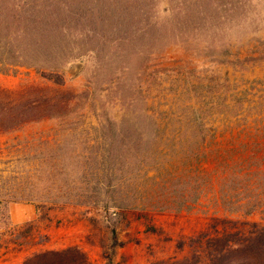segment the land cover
Listing matches in <instances>:
<instances>
[{"label":"rangeland","instance_id":"374dc122","mask_svg":"<svg viewBox=\"0 0 264 264\" xmlns=\"http://www.w3.org/2000/svg\"><path fill=\"white\" fill-rule=\"evenodd\" d=\"M174 1L0 0V264L73 245L88 264L191 256L205 264L211 237L226 238L227 231L242 237L250 222L264 224V207L248 215L226 210L221 169L210 159L202 164L208 174L199 198L179 211L146 204L150 197L179 195H155L149 181L146 192L134 194L135 206L117 207L123 204L118 189L104 194V185L120 175L110 144L124 134L113 127L122 119L142 126L145 112L163 121L193 107L208 125L219 122L226 155V121H220L226 120V72L239 70L216 62L212 48L202 46L209 36L175 35L168 11ZM246 6L255 23H264V0H246ZM40 12L56 22L47 41L39 33ZM247 21L227 32L225 25L217 41L264 36V27L253 30ZM39 46L52 51V67L34 63ZM42 72L58 73L62 82ZM18 119L24 122L15 125ZM166 149L160 162L177 163L182 152ZM141 157L152 155L136 154L134 163ZM221 186L226 191V181ZM193 190L190 185L186 196Z\"/></svg>","mask_w":264,"mask_h":264},{"label":"trees","instance_id":"16d2710c","mask_svg":"<svg viewBox=\"0 0 264 264\" xmlns=\"http://www.w3.org/2000/svg\"><path fill=\"white\" fill-rule=\"evenodd\" d=\"M214 1H174L175 4L172 3L168 11L176 20L175 35H192L193 38L202 34L209 36L210 39H206L202 46L212 48L216 62L233 71L239 70V75L231 72V76L226 72V120L220 118V121H226V155L222 141L217 139L219 122L211 121L208 125L200 116L193 115L196 111L193 107L189 106L187 115L167 116L163 121L145 112V124L142 126L134 123L130 126L128 121L124 123L122 119L113 127L117 133L124 134L110 144L116 159L115 168L120 175L116 183L109 181L104 185L107 187L104 194L118 189L123 200V204L116 205L119 208L135 206L134 194L146 192L142 188L146 187L147 181L151 183L148 189L155 195L162 192L179 193L177 196L148 198L146 204L151 208L179 211L189 207L199 198L205 184L208 171L202 164L209 159L213 169H221L217 181L228 212L248 215L264 207V36L250 37L244 42L230 39L217 41L225 25L227 32L231 26L239 27L246 20V25L253 30L264 27V23H255L256 15L246 6V0ZM37 22L40 36L47 41L52 37L50 33L54 26L56 28V22L47 12L38 13ZM41 46L33 53L34 63L36 66L45 64L52 67L55 64L51 60L53 54H49L52 51L48 53ZM248 73L252 77L244 79ZM50 74H54L55 82H62L58 73L42 72L44 76ZM9 104L3 105V108L6 115L11 116ZM22 122L24 119H18L15 125ZM119 126H122V130H119ZM164 147L182 152L177 163L160 162L158 157L167 151ZM145 153H151V160L141 157L134 163V155ZM224 181L226 191L221 186ZM190 185L194 189L193 195L187 197L186 191ZM248 225L249 232L242 237L228 231L226 238L220 235L211 237L207 244L209 260L205 264H264V224L250 222ZM20 264H88V260L84 251L73 245L34 252ZM153 264L202 263L196 256H191Z\"/></svg>","mask_w":264,"mask_h":264}]
</instances>
